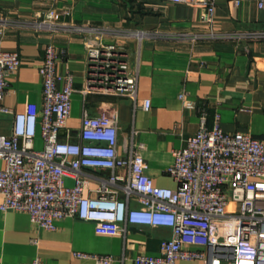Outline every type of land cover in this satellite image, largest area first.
<instances>
[{"label":"crops","instance_id":"0c3cea01","mask_svg":"<svg viewBox=\"0 0 264 264\" xmlns=\"http://www.w3.org/2000/svg\"><path fill=\"white\" fill-rule=\"evenodd\" d=\"M207 19L202 6L165 0H0V50L16 52L18 71L8 78L4 104L15 112L42 101L38 69L46 46L57 52L58 73L73 76L71 118L76 134L83 113L114 107L119 143L143 144L148 175L160 187L175 188L165 173L173 151L184 147L205 118L206 128L219 124L225 133L242 132L264 139V0H213ZM49 12H56L51 19ZM72 27H98L132 34L108 42L123 45L131 74L137 79L135 98L95 95L85 98L87 54L85 34ZM139 33V36L136 35ZM150 108H142L143 100ZM190 105H188V103ZM12 117L0 115V134L11 133ZM37 134L34 147L42 148ZM1 166V162H0ZM90 188L109 170L86 169ZM66 186L74 181L64 178ZM88 193L85 192V195ZM2 196H0V204ZM131 207L136 206L131 200ZM52 230L31 222L24 212L0 210V264H94L76 253L110 255L111 264H136L139 254L159 255L167 228L127 225L126 232L98 231L93 222L58 220ZM175 264H203L179 261Z\"/></svg>","mask_w":264,"mask_h":264},{"label":"built area","instance_id":"2783aa9c","mask_svg":"<svg viewBox=\"0 0 264 264\" xmlns=\"http://www.w3.org/2000/svg\"><path fill=\"white\" fill-rule=\"evenodd\" d=\"M165 1L198 4L207 10V19L214 11L213 0ZM47 17L55 18L56 12ZM72 29L86 36V80L79 91L83 98H135L137 79L128 53L123 45L108 42L132 34L98 27ZM21 63L18 53L0 50V115L12 117L11 133L0 134L1 211L24 212L45 230L65 218L93 222L98 231L109 234L124 233L127 225L169 229L159 255L139 254L136 264H264V139L225 133L218 123L208 129L201 117L199 129L186 137L183 148L173 151V163L165 170L176 187L156 186L141 154L143 144L119 143L114 107L83 113L76 134H70L73 76L58 73L53 45L46 46L38 69L41 105L26 103L19 112L7 107L8 78ZM142 108L148 110L150 101L143 100ZM37 134L43 143L40 149L34 147ZM86 169L110 173L98 177L99 187L91 189L93 176ZM66 177L74 181L72 186L64 184ZM131 200L137 205L131 207ZM75 255L94 264H111L114 259ZM22 264L42 262L36 258Z\"/></svg>","mask_w":264,"mask_h":264}]
</instances>
